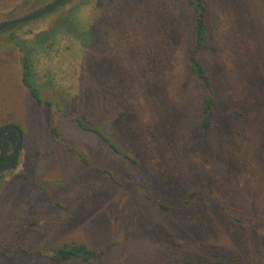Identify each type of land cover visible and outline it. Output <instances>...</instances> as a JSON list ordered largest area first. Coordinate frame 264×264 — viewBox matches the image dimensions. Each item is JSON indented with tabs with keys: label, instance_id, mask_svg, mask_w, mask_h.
Returning <instances> with one entry per match:
<instances>
[{
	"label": "rangeland",
	"instance_id": "obj_1",
	"mask_svg": "<svg viewBox=\"0 0 264 264\" xmlns=\"http://www.w3.org/2000/svg\"><path fill=\"white\" fill-rule=\"evenodd\" d=\"M51 1L0 0V23ZM205 1L201 59L217 92L207 140L186 0H68L0 33V127L23 132L17 166L0 174V264H55L63 243L104 249L109 264H264V0ZM67 19L94 29L96 44L46 39ZM43 33L31 59L51 106L20 80L19 47Z\"/></svg>",
	"mask_w": 264,
	"mask_h": 264
},
{
	"label": "trees",
	"instance_id": "obj_2",
	"mask_svg": "<svg viewBox=\"0 0 264 264\" xmlns=\"http://www.w3.org/2000/svg\"><path fill=\"white\" fill-rule=\"evenodd\" d=\"M177 2L183 0H176ZM186 2L191 7L192 13V41L188 51L187 68L190 76L195 80V82L202 89L201 93V103L199 109V121H198V133L201 135L203 140H207L210 136L213 123L216 119V90L214 88V82L210 73L206 70L201 55L204 47L208 41L209 36V8L205 0H186ZM66 3V2H65ZM65 3L61 4L59 7L63 6ZM57 7V8H59ZM56 10V9H55ZM54 11V10H53ZM14 16L7 17L6 20L1 21V23L13 19ZM18 27L15 25L11 28L14 29ZM60 32L65 36H68L79 43L81 48L88 49L96 44L97 35L94 29L89 28L85 31L78 29L74 22L65 20L63 23L56 25L55 29L49 34L46 39H53L54 35ZM45 34H38L35 36V40L31 41V47L28 44L20 48L22 53L20 59V71H21V84L29 93V96L36 101L38 104H43L46 106H51V102L43 100L40 95L39 87L36 85L34 80L33 68H32V45L34 44H44L43 41L39 39L43 38ZM13 38V37H12ZM15 38V37H14ZM18 45V44H17ZM19 46V45H18ZM124 116V113H123ZM73 121L76 126L87 132L98 136L109 148V150L117 155L123 157L129 163H136L135 160L130 158L126 153L120 150L118 145L113 142L110 137H108L101 129L96 127H91L85 124L80 118L73 117ZM8 125V124H7ZM4 126L0 127L2 129ZM51 133L57 136L56 129L51 128ZM22 131V130H21ZM23 133V132H22ZM16 144V133L9 130L6 135L0 138V165L6 164L9 160L11 152L13 151ZM19 154L11 167L14 169L18 163ZM102 173L106 174L105 169L101 170ZM186 201V200H185ZM142 202L152 208H157L161 211L169 209V206L164 205L160 201H155L150 198L149 194H144ZM262 253L264 256V239L261 240ZM49 260L55 264L60 263H78V264H109L107 262V253L104 249H97L89 247L82 243H63L61 246L52 250L49 255ZM191 264H230L229 262L216 261L211 263H191Z\"/></svg>",
	"mask_w": 264,
	"mask_h": 264
},
{
	"label": "water",
	"instance_id": "obj_3",
	"mask_svg": "<svg viewBox=\"0 0 264 264\" xmlns=\"http://www.w3.org/2000/svg\"><path fill=\"white\" fill-rule=\"evenodd\" d=\"M67 1L68 0H52L50 3L46 4L45 6L37 9L36 11L28 15L17 17L15 19L0 23V33L15 25H20L23 23H27V22L39 19L51 13L53 10H55L57 7H59L61 4ZM9 130L16 133V144H15L13 151L11 152L8 162L6 164L0 165V174L11 169L17 157V154L19 153L21 149L22 143H23V133L20 127H18L15 124H8V125H5L2 129H0V138L6 135Z\"/></svg>",
	"mask_w": 264,
	"mask_h": 264
}]
</instances>
